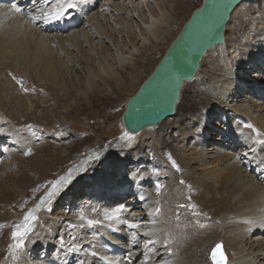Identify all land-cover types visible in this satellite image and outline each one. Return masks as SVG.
<instances>
[{
  "label": "bare ground",
  "instance_id": "1",
  "mask_svg": "<svg viewBox=\"0 0 264 264\" xmlns=\"http://www.w3.org/2000/svg\"><path fill=\"white\" fill-rule=\"evenodd\" d=\"M257 1L242 2L233 9L226 24L224 42L206 53L195 78L185 84L188 86L197 79L204 78L206 72L203 66L208 64L210 71L206 79L208 78L209 85L214 88L213 106L217 105L216 108L209 110V114L217 118L216 121L221 120L217 137L213 140L210 138L211 134L202 132V127L198 128L199 132L193 134V137L191 133L182 129L177 135L181 143L191 138L195 141L187 155H179L180 167L188 169L189 173H196V177L200 176V171L209 172L203 175L202 184L196 183L195 179V183L190 185L192 192L189 193L198 192V195L193 196L197 199H194L190 205L187 199L189 193L184 194L186 189L177 184L179 177L164 172L162 178L167 176L169 182L165 184L166 190L161 193L162 195L160 194L161 196L159 195L160 198L154 200L155 198L149 195L152 190L149 179L151 171L147 172L141 166L137 168L135 164L138 160L116 162L110 166L111 172L108 175L98 179L94 177L90 181L91 176L85 169L92 170L96 164L91 166L88 164L93 161L98 163L102 157L100 158L101 152H88L87 158H83L79 163L75 162L65 172L66 174L60 176L69 179L60 187L59 193L50 198L51 202L46 206L48 210H54V216L49 218L51 216L49 214L43 217L47 213L42 208L34 212L37 219L32 225V231L24 238L25 250L15 251L6 258L4 256L3 261L4 253H2L1 264H66L68 257L70 264H204L198 252L203 245L200 242L204 241H200V237L207 230L200 232L198 237L197 230L191 224L198 222L201 228L208 219L214 221L217 226L216 230L212 227L210 229L215 231L218 240L212 242L206 250L205 264H210L207 258L208 252L217 242L223 243L226 254L230 251L234 252V256L228 258L227 264H264V81H262L264 74H259L261 71L264 73V0H261L257 10L251 12L249 9V4ZM96 3L98 0H0V71L10 70L20 78L24 76L29 79L34 78L40 85L43 84V88L46 90L51 88L57 94L59 90L52 83L53 76L63 78L66 75L74 76L75 72L82 68L86 73L84 85L87 92L94 93L96 81H100L120 93H127L131 98L136 94L130 89V83H134L135 80L131 74L134 69L132 63L134 58L132 59V52L126 55L124 48L118 52L116 50L119 36H122L120 23L129 21L130 24V18H135L133 14L139 18L137 35L130 36V32L126 35L129 38L126 47L129 44L137 45L140 41V47L145 52L155 51L154 44L164 46L165 39L172 36L174 29L177 30L176 36L174 35V39L166 47L165 55L181 37L193 12L202 6L201 3L192 10L188 20L181 24L178 23V17L184 13L182 12L184 5L185 13L190 8L186 0H175L173 5L168 4L167 0H162L161 3L159 0H99L98 7ZM129 4L133 10H130ZM13 5L20 11L12 10ZM54 10L63 11V15L59 19L49 18L45 21L43 14ZM129 24H126V27ZM233 24L235 25L232 26ZM231 29L234 30L235 37L232 43L230 36L226 34V31ZM112 47L115 49L113 50L115 69L104 65L106 53L111 52ZM224 50L227 53L225 56L220 55L219 64L208 62L210 56L214 53L216 55V52L222 53ZM222 57H225L226 61L236 62V66H241L244 71L256 70L252 75L261 77L262 80L246 85L245 74L243 73V77L241 74L237 75L230 64L227 65L221 60ZM97 60L98 64L103 65L101 69L95 68L94 65L90 66ZM61 68L65 73H58ZM136 84L139 88L142 83ZM260 87L261 92L258 90ZM242 89L246 93L238 98L237 95L241 92L239 90ZM90 99L89 96L88 104L91 102ZM19 100L16 95L6 96L0 100V182H4L5 186L8 177L12 178L11 173L8 174L7 171L9 165L20 163L21 160V155L13 151V148L20 143L15 139L16 135L14 136L16 132L14 126L17 125L12 123L13 119L22 114L17 107L20 104ZM180 100L181 96L179 102ZM224 102L226 105L220 104ZM11 103L13 105L10 106ZM179 105L178 103L175 115ZM193 119L195 118L191 120ZM198 120H201V125L205 126L206 121L203 116ZM243 120L250 123L253 128L247 130ZM41 127L44 132L41 136L44 138L57 137L53 130L44 125L30 124L23 129L27 136H31V132L40 131ZM120 127L121 125H119V136L120 131L122 132ZM151 129L144 128L141 134L131 141L120 138V142L131 151L136 150L139 144L156 148L160 144L157 142L156 132H151ZM208 142L212 143L205 148ZM221 146L226 149L222 150L219 148ZM179 149H182V146ZM7 156L10 158L7 159ZM43 160L44 158L39 157L32 167L22 168L23 172L37 173ZM60 160L57 159L55 162ZM28 182L26 189L35 184L30 179ZM173 186L180 188L181 193H178V196H175L177 195L175 190L168 191L167 188ZM82 191L89 194L93 200H99L100 204L92 205L91 202H87L90 210L86 209L88 207H81L78 200L82 196ZM128 191L131 195L122 201L124 195L119 193L128 194ZM180 191L178 189V192ZM67 194L71 199L65 198L64 201ZM24 196L20 202L17 201L18 204H23L26 200ZM218 196L221 199L214 201L213 199ZM175 198L182 199L175 200ZM33 201L36 203V198ZM194 204L196 207L203 205L202 208L206 212L200 215L191 209H188L190 211L188 212L187 206L194 207ZM31 205L28 204L27 208ZM63 205L70 210L76 206V210H72L74 216L68 217V213L63 210H57L55 213L58 206L61 209ZM182 205L186 206V209L182 210ZM142 206L145 207L144 210ZM212 207H215L216 211L212 210ZM157 209L161 212L158 216H154L157 214ZM178 212L181 218L183 215L185 217L183 219L188 220V224L185 222L184 225L176 221L175 215ZM1 216L0 214V223L3 222ZM81 216L84 219H81ZM58 220H70V222L82 220L85 229L73 234L75 237L69 242L65 239V228L63 234L58 232V229L62 228ZM89 221L92 223L89 224ZM177 222L181 224L177 225ZM129 223L138 225L139 228L135 233L139 238L132 236L134 231L125 232L131 229L128 227ZM43 225L49 226L52 235L46 234L47 239L36 235L34 243H31L30 234H36ZM3 233L7 232H0V237ZM58 233H60L59 237H63L61 240L65 243L69 242L71 246L63 250L67 256L61 255L60 250L54 248L59 242L54 240L55 244L52 243V239ZM73 252L79 253L77 255ZM185 255H188V258ZM137 260L139 262L135 263Z\"/></svg>",
  "mask_w": 264,
  "mask_h": 264
},
{
  "label": "rangeland",
  "instance_id": "2",
  "mask_svg": "<svg viewBox=\"0 0 264 264\" xmlns=\"http://www.w3.org/2000/svg\"><path fill=\"white\" fill-rule=\"evenodd\" d=\"M167 1L168 4L173 5L174 4L173 2L175 0H171V1L167 0ZM186 1L189 3L188 6H190V8L187 10V13H185L186 6L184 5V9L182 11L184 13L179 15L178 17V23L181 22V24L184 23V21L188 20L189 16L191 15V11L195 10L203 2V0H186ZM159 2L161 3L162 0H159ZM260 4H261V0L249 4L250 11L253 12L257 10ZM98 6H99V0L98 3H96V7ZM128 7L130 8V10H133L130 4ZM133 17L135 18L134 19L130 18L131 20L130 24L129 21H126L125 23H120V26L122 28L120 29L122 36H119V41H118L119 45L116 47V50L118 52L124 48L126 55L132 52V59L134 58L132 63H134L133 65L134 69L132 70L131 74L133 77H135V80L134 83L133 82L130 83V89H132L133 93H136L138 88V85L136 83L139 84L143 83V81L151 74L155 65H157L159 60L164 55L166 51V47L169 45L170 42H172V40L174 39V35L176 36L177 30L174 29V33L172 34V36H169L165 39L166 44L164 46H162V44H154L153 46L154 48H156L155 51L150 52L147 50L145 52L140 47L141 44L140 41L137 45L133 46L129 44L126 47V44L129 40V38H127L126 35L129 34V32H130V36L133 34L137 35L138 32L137 30L139 29L138 26L140 25L137 22L139 18L134 14ZM126 24L129 25L126 27ZM234 25L235 24H233L232 26ZM232 29L226 31V34L230 36V40H231L230 43H232L233 40L235 39L233 34L234 30ZM111 49H112L111 52L106 53L107 55L104 65L107 68L115 69L116 65L113 58V53H114L113 50L115 49L113 47ZM217 53L218 52H216V55L214 53V55L210 56V58L208 59L209 63L213 62V64H219L220 55L222 54V56L223 55L225 56L227 52H225L224 50L222 53H218V54ZM221 60L225 61L227 65L230 64V66H232L231 69L237 75L241 74L243 77V73H244L245 74L244 80L245 79L247 80L246 85L253 84L257 80L258 82L262 80L261 77L259 78L258 76L252 75L254 72H256V70L244 71L242 70L241 66L240 67L236 66L235 64L236 62L226 61L225 57H222ZM98 62L99 61L97 60L90 66L93 67L94 65L95 68L98 67L99 69H101L103 65L102 63L98 64ZM97 64L99 66H97ZM91 67H89V69H91ZM203 68L204 71L206 72L205 77L199 78L193 84L185 86L181 94V100L179 102L180 105L178 107L175 117L171 119H167L165 122L161 123L160 126L158 125L156 129L150 130L151 132H156L155 136L157 138V142L160 145L159 146L157 145L155 148L148 145L139 144L136 150L134 151L127 150L125 146L121 144L120 142L121 137L119 136L118 120L122 115V113L124 112V107H125L124 103L130 98L129 96H127V93L125 92L120 93L119 91L112 89V86L111 87L105 86L100 81H96L94 93L87 92L86 87L84 85L85 83L84 79L86 73L85 71L82 70V68H80L79 71H76L74 76L66 75L64 78L55 75L53 76L52 83L59 90V93L57 94L53 92L51 88L49 90L43 88L42 86L43 84L40 85V83L34 78L29 79L26 76L20 78L16 75V73L10 70L0 71V100L6 98V96L16 95L18 98H20L19 100L20 104H18L17 107H19L22 113L18 118L12 120L13 121L12 123L17 125L14 126L16 129V132L14 133V136L16 135L15 139L18 141V143H20L16 148H13L14 150L13 149L12 150L15 151V153H17L18 155H21L20 163L18 162L21 166L17 162H15L14 164L12 163L11 166L9 165L7 171L8 174L11 173L12 178L8 177L9 180L6 183V186L4 182L3 183L0 182V214L2 215L1 218L3 221L1 223H6V224L0 223V225H2V227H0V232L2 231L7 232V233H3L0 237V240H2L0 242V258L2 253H4L2 255L3 256L2 261L4 260V256L6 258L7 255L15 251L19 252L25 250L26 248V243H25L26 241H24L23 247L19 249L10 248V245L14 244L12 243L13 239L11 236V233L13 231V226L21 223L24 214H26L29 210L35 209L36 206L41 203V201L47 196V193L52 190L53 182L60 180L61 178L60 176L63 175L68 169H70V167L73 166L75 162L79 163L83 158L85 157L87 158L88 154L93 151L101 152L100 158L102 157V160L99 161L98 163L93 161L92 163L88 164L89 166L96 164V166H94L92 170H89L87 168L85 169V171H88L89 175L91 176L90 181L91 178L94 179V177H96L98 179L102 176L108 175L111 172L110 166L116 162H125V161L134 162L135 160H138V162L135 164L137 168L141 166L147 172L151 171L149 179H151L152 185L150 187V190L151 189L152 190L151 192H149V195H151L153 199L155 198L154 200L160 198V196L162 195L161 193H164V191L166 190L165 184L169 182L167 176L165 178H162V174L164 172H168L170 175L173 176L175 175L176 177H179V181L177 184H179L178 186L182 187L183 189H186L184 191V194L186 192L188 193L190 191L192 192L190 185L195 183L194 182L195 179H196V183L202 184L203 175H205V173L208 174L209 172L205 171L201 173L200 171L199 172L200 176L196 177L197 175L196 173H189L190 171L188 172V169L181 168L178 159L179 155L181 154L187 155L190 152L189 150L195 144L194 138L189 139L185 143H181L179 141V138H177L178 137L177 135L179 134L178 133L179 130L182 129L184 131L191 133L193 137L194 136L193 134L199 132L198 128L202 127L203 128L202 132L205 133L208 132V134H211L210 138L212 140L217 137L218 127L221 124V120L216 121L217 118H213V116L209 114L210 112L209 110L216 108L217 105L213 106L215 104L213 99L214 88H212V86L209 85V82L207 81L208 78L206 79L207 75H209L208 72L210 71V66L206 64L203 66ZM237 71L240 72L237 73ZM218 72L219 74H221L220 71ZM58 73H65V72L63 68H61L58 71ZM259 74L263 75L264 73L263 71H261L259 72ZM237 78L236 81H238ZM249 81H251L252 83L251 82L249 83ZM258 90H260L261 92L262 91L261 87ZM239 92L240 93L237 95L238 98H241L244 95V93H246L245 90L243 89L239 90ZM89 96L91 97L90 99L91 102L88 104L87 101L89 99ZM220 104L226 105V102ZM9 105L11 106L13 104L11 103ZM202 116L203 119L206 121L204 122L205 126H202L201 120H198V118L200 119L202 118ZM192 118L195 119L191 120ZM242 122H244V125L246 124L245 126L248 128L247 130L253 128L251 124L249 123L250 124L249 125L246 120H243ZM30 124L37 126L40 125L46 126V128H49L56 133L57 137H55V139L58 140L49 137L44 138L43 136H41V134L44 135V132L42 131L43 129L42 127L40 131L34 130L33 132L30 133L31 136H27L23 128ZM255 133H257V131ZM210 143L208 142V144L205 145V148H208ZM26 145L28 146V148H26L27 147ZM31 145L33 148L31 147ZM180 146H182V149H179ZM219 148H221L222 150L226 149L223 146ZM39 157L44 158V160H43V164L40 165L39 167L40 169L37 170V173L33 171L30 173L29 172L24 173L23 169L25 167L27 168L32 167L35 160L38 159ZM8 158L10 157L7 156V159ZM57 159H61L60 162L58 161L55 162ZM173 165H175V167ZM87 175L85 177H87ZM85 177L84 179L86 180ZM29 179L33 181V183L35 184L31 185L30 188L26 189L27 187L26 185L29 183L28 182ZM178 186L177 187L173 186L167 189H169L168 191L170 192H174L175 190L177 192V195L175 196H178V193H181L180 188H178ZM178 189L180 192H178ZM197 193L198 192L193 191V193L188 194L189 197L187 199L189 200L190 205L191 203H193L194 199H197L193 197L198 195ZM81 194L82 196H80L78 200L79 202L76 201L80 203L81 207L85 206L88 207L86 209L90 210L91 208L87 206V202H91L92 205L100 204L99 200L97 201L93 200V198H90L91 196H89V194H86V192L84 193L82 191ZM119 194L124 195L122 196L123 198L122 201L131 195V193L129 194V191L128 194H124L123 192ZM30 195H32L33 198ZM22 196H24L26 200L23 202V204H18L17 201L20 202ZM35 198H36V203L35 201H33ZM65 198L66 199L68 198L67 200H69L70 198L69 194H67V196L64 197L63 199L64 201ZM177 199H182V198H175V200ZM220 199H221L220 196H218L213 200L217 201ZM28 204H32V205L27 208ZM47 204L41 206V208L47 213L43 217H47L49 216V214H51V216L49 217L51 218L54 216V210L51 209L48 210L46 208ZM34 205L36 206L34 207ZM190 207L191 206H187L188 212H190L188 209H191V211L197 213L198 215H200L202 212L203 213L206 212L205 209L202 208L203 205L201 206L197 205L196 207V205L194 204V207L191 208ZM59 208L60 206H58V208L55 210V213L57 210L58 211L63 210L66 214L68 213L67 214L68 217H72L74 216V214H72V210L74 211L76 206H73V209L71 210L68 207L66 208V205H63L61 209ZM143 208L145 209L144 206H142V210H144ZM117 209L118 208H116V211ZM184 209H186V206L182 205V210ZM207 209L208 207L206 208V210ZM212 210L216 211V208L212 207ZM159 212L161 211L159 210ZM159 212H156L157 214L154 216H158ZM19 213L20 215L18 216ZM179 214L180 213L178 212L175 215L176 221H180L181 223H184V225L186 224L185 222H187L188 224V220L183 219L185 218L183 215L181 218V214L180 215ZM58 221L59 224L62 225V228H59L58 232H62L63 234V230L65 228L66 230L65 239L68 240L69 242H71L74 239L75 236H73V234H78L79 232H82L85 229L82 220L79 222H74V221L70 222V220L68 221L58 220ZM207 221L208 222H206L204 226L201 228L199 227L200 223L198 222H196L195 224L194 223L191 224V226L195 228V230H197L198 234L200 232H203L204 230L205 231L207 230L206 233L205 234L203 233V235H201L200 237V241L201 240L204 241L200 242V244L203 245L201 246L198 252L199 255H201L202 257L204 264L205 262L207 263L205 256L206 250L212 244V242L218 240L215 231L213 232L210 229V227H212V229L216 230L217 226L215 225V222L209 219ZM180 222H177V225H180L181 224ZM42 227L38 232H36V234L35 233L30 234L31 243H34V237L36 235L43 237L44 239H47L46 234H50L51 232L49 230V226L43 225ZM90 228L93 229V227L91 226ZM138 228L139 227L131 228L130 230H125V232L134 231V233H132V236H136L139 238V235L135 233V231ZM200 229L203 230L201 231ZM59 234L60 233H58L56 237L52 239V243L55 244L54 240L56 242H59V244L57 243L54 245V248L59 249L61 255L67 256L66 253L63 252V250H65V248H71V246L69 242L68 243L63 242L61 240L63 237H59ZM199 236L200 234L198 235V237ZM135 242L137 243V241ZM133 251L135 252V250ZM78 253L79 252H75L74 254L78 255ZM227 256L228 258L229 257L232 258L234 256V252L230 251L229 254H227ZM185 257L188 258V255H185ZM68 258L65 261L66 264H70V262L68 263L70 258L69 259ZM138 262L139 260L135 261V263Z\"/></svg>",
  "mask_w": 264,
  "mask_h": 264
},
{
  "label": "water",
  "instance_id": "3",
  "mask_svg": "<svg viewBox=\"0 0 264 264\" xmlns=\"http://www.w3.org/2000/svg\"><path fill=\"white\" fill-rule=\"evenodd\" d=\"M255 0H203L202 6L193 12L181 37L168 49L152 73L143 81L136 94L125 105L119 118L121 137L128 133L132 139L144 128L157 127L173 118L181 92L187 82L192 81L206 53L224 42V32L230 13L242 2ZM120 127V128H121ZM217 260L222 254L227 264L222 242L215 243L208 252L210 264L216 245Z\"/></svg>",
  "mask_w": 264,
  "mask_h": 264
},
{
  "label": "snow or ice",
  "instance_id": "4",
  "mask_svg": "<svg viewBox=\"0 0 264 264\" xmlns=\"http://www.w3.org/2000/svg\"><path fill=\"white\" fill-rule=\"evenodd\" d=\"M12 10L19 12L20 9L16 7L15 5L12 6ZM63 15V11H52V12H46L43 14L45 21H47L49 18L59 19ZM19 82V81H18ZM124 138H127L129 141H131L132 137L128 135V133H124ZM175 167V165H173ZM70 176V174H69ZM69 177H61L60 180H57L53 182L52 184V190L47 193V196L41 201L40 204L36 206L35 209L30 210L26 215H24L23 220L21 223L16 224L13 226V231L11 233L12 239L15 242L13 245H10V248L13 249H19L23 247L24 238L28 235L29 232L32 231V225L37 219L34 215V212L39 211L42 205H45L47 203H50V198L57 195L60 191V187L63 186V184L67 183ZM183 183V182H181ZM159 212V209L156 210ZM81 219H84L83 216H81ZM92 222L89 221V224ZM2 227V225H0ZM129 228H136L138 225L134 223L128 224ZM220 245H216V249L213 250V259L217 260L216 251L220 249ZM217 264H224V257L221 254L219 259L217 260Z\"/></svg>",
  "mask_w": 264,
  "mask_h": 264
}]
</instances>
